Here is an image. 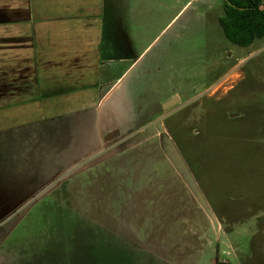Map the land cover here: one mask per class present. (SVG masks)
Listing matches in <instances>:
<instances>
[{"label":"rangeland","instance_id":"rangeland-1","mask_svg":"<svg viewBox=\"0 0 264 264\" xmlns=\"http://www.w3.org/2000/svg\"><path fill=\"white\" fill-rule=\"evenodd\" d=\"M224 4L108 0L95 113L0 136V264H264V38Z\"/></svg>","mask_w":264,"mask_h":264},{"label":"crops","instance_id":"crops-1","mask_svg":"<svg viewBox=\"0 0 264 264\" xmlns=\"http://www.w3.org/2000/svg\"><path fill=\"white\" fill-rule=\"evenodd\" d=\"M107 2L0 0V136L24 138L34 126L95 113L110 84L107 64L125 63Z\"/></svg>","mask_w":264,"mask_h":264},{"label":"trees","instance_id":"trees-1","mask_svg":"<svg viewBox=\"0 0 264 264\" xmlns=\"http://www.w3.org/2000/svg\"><path fill=\"white\" fill-rule=\"evenodd\" d=\"M225 16L220 20L225 38L248 48L264 38V0H224Z\"/></svg>","mask_w":264,"mask_h":264},{"label":"water","instance_id":"water-1","mask_svg":"<svg viewBox=\"0 0 264 264\" xmlns=\"http://www.w3.org/2000/svg\"><path fill=\"white\" fill-rule=\"evenodd\" d=\"M179 101L178 98H175L174 100L168 102L167 104L164 105V108L167 109V108H173L175 107V104ZM119 135V131H114L112 132L110 135H108V139H113V138H116V136Z\"/></svg>","mask_w":264,"mask_h":264},{"label":"flooded vegetation","instance_id":"flooded-vegetation-1","mask_svg":"<svg viewBox=\"0 0 264 264\" xmlns=\"http://www.w3.org/2000/svg\"><path fill=\"white\" fill-rule=\"evenodd\" d=\"M107 50H108V52L111 53V54H112V52H113V53L115 52V49H114L111 45H109V47H108ZM178 102H179V101H178ZM174 108H175V107L170 108V109H169V112H170V111H173Z\"/></svg>","mask_w":264,"mask_h":264}]
</instances>
